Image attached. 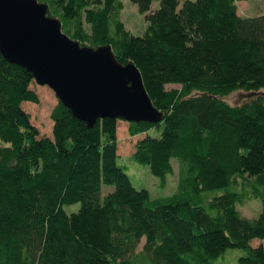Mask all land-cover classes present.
<instances>
[{
	"label": "trees",
	"instance_id": "trees-1",
	"mask_svg": "<svg viewBox=\"0 0 264 264\" xmlns=\"http://www.w3.org/2000/svg\"><path fill=\"white\" fill-rule=\"evenodd\" d=\"M246 1L129 0L147 24L134 36L120 0H37L71 40L138 69L164 118L129 123V137L145 135L132 160L162 189L176 161L178 185L157 199L132 186L121 119L87 128L58 101L40 137L23 109L39 103L35 80L0 54V264H215L234 249L236 264H264V14L238 16ZM235 92L250 96L231 106ZM249 199L255 219L237 210Z\"/></svg>",
	"mask_w": 264,
	"mask_h": 264
},
{
	"label": "water",
	"instance_id": "water-1",
	"mask_svg": "<svg viewBox=\"0 0 264 264\" xmlns=\"http://www.w3.org/2000/svg\"><path fill=\"white\" fill-rule=\"evenodd\" d=\"M37 0H0V54L48 87L72 115L92 128L102 119L160 123L138 69L120 64L109 46H81ZM250 96V95H248Z\"/></svg>",
	"mask_w": 264,
	"mask_h": 264
},
{
	"label": "rangeland",
	"instance_id": "rangeland-1",
	"mask_svg": "<svg viewBox=\"0 0 264 264\" xmlns=\"http://www.w3.org/2000/svg\"><path fill=\"white\" fill-rule=\"evenodd\" d=\"M123 5V10L121 13V19L125 26V29L129 31L134 36H142L145 32L147 24L145 22V16L140 15L137 12V8L132 5L129 0H120ZM158 3L152 6V9H156ZM238 16L243 18H251L264 14V0H248L246 2L237 3ZM176 86H168L167 90L177 89ZM32 89L38 95L39 103L37 105L32 103H24L23 109L29 115L32 125L38 130L40 137H51L52 132V121L50 119V113L52 109L58 102L53 91L48 87L38 86L33 83ZM247 94L242 92L232 93L225 99V102L231 106L239 105L246 99ZM128 125L127 122L120 121L117 129L118 138V163L126 168L127 175L130 179L132 186L137 190L148 191L151 199H157L160 197H171L177 192L178 185V166L177 162L173 161L174 174L167 178V184L162 189L159 187V179L154 177L147 167H142L133 162L132 154L135 152L136 143L140 138H131L128 135ZM152 137H158L159 134L154 132L149 133ZM238 189L240 191H248L249 184L252 182H245L237 180ZM244 189V190H243ZM113 189L111 187H104L102 193L105 196L110 193ZM79 209V204H74L71 206H65L64 211L67 214L77 212ZM240 214L248 219H255L258 217L261 211V203L253 199L246 201L244 206L237 209ZM144 245V240H142L137 249V253H140ZM245 254L244 251L234 249L228 250L215 264H236L239 257Z\"/></svg>",
	"mask_w": 264,
	"mask_h": 264
}]
</instances>
